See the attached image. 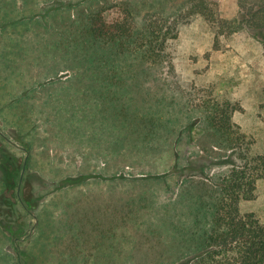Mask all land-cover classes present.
Returning a JSON list of instances; mask_svg holds the SVG:
<instances>
[{"label": "rangeland", "instance_id": "rangeland-1", "mask_svg": "<svg viewBox=\"0 0 264 264\" xmlns=\"http://www.w3.org/2000/svg\"><path fill=\"white\" fill-rule=\"evenodd\" d=\"M180 1L0 0V145L23 164V146L33 142L30 169L55 182L76 177L80 182L58 190L70 191L58 200H77L79 208L66 203L55 210L53 227L64 222L67 231L110 241V249L125 238V264H180L194 251L201 210L210 226L203 195L241 160L210 125L203 101L238 103L233 119L252 141V153L264 155L263 30H242L214 49L213 28L197 16L181 25L169 61L158 64L136 48V36L125 40L123 53L120 41L83 36V19L101 6L129 4L138 36L148 11ZM219 2L223 17L237 15L238 0ZM4 189L0 181V196ZM240 207L264 221V178L255 198ZM98 218L103 222L95 227ZM25 219L30 229L36 219ZM0 234L15 250L10 231L0 225ZM41 243L26 250L46 258Z\"/></svg>", "mask_w": 264, "mask_h": 264}, {"label": "trees", "instance_id": "trees-1", "mask_svg": "<svg viewBox=\"0 0 264 264\" xmlns=\"http://www.w3.org/2000/svg\"><path fill=\"white\" fill-rule=\"evenodd\" d=\"M238 5L237 15L226 18L221 15L219 0H182L170 9L148 11L138 36L135 31L136 14L129 4L105 5L83 19L82 33L95 41H120L121 53L128 48L125 40L136 36V48L143 52L146 60L155 64L165 63L169 61L170 43L178 38L181 25L197 16L203 17L213 28L214 49H221L222 38L242 30L264 31V0H238ZM27 94L24 92L23 97ZM203 107L210 112V125L221 134L227 146L239 154L241 161L221 177L218 189L210 191L208 196L203 195V204L210 209V226L204 219L205 211L201 210L192 231L194 251L189 256L183 254L180 264H264V221L255 212H244L240 207L243 200L256 196L257 182L264 178V155L252 153V141L234 121V112L240 108L238 103L227 98H213L203 101ZM33 146V142L23 146L26 158L20 164L13 152L0 145V181L5 185L0 196V225L10 231L16 243L18 264H26L23 262L24 254L28 257L27 264L33 263V256L24 244L29 241L35 223L29 229L25 215L37 218L38 207L52 190L58 191L80 182L73 176H64L55 182L57 179H48L30 169ZM53 182V189L48 188ZM93 221L97 227L103 219ZM80 237H84L86 243L93 239L95 248L102 242L90 235Z\"/></svg>", "mask_w": 264, "mask_h": 264}, {"label": "crops", "instance_id": "crops-1", "mask_svg": "<svg viewBox=\"0 0 264 264\" xmlns=\"http://www.w3.org/2000/svg\"><path fill=\"white\" fill-rule=\"evenodd\" d=\"M73 80V79H72ZM78 91H72V96H75ZM67 192V193H66ZM68 190H62L55 192L53 194L45 197L46 199L42 201L39 206V211H36L37 218L35 221V226L31 229L30 239L24 244L25 249L33 242L41 243V246L45 247L47 250V257H40L38 251L32 252L33 263L35 264H125L128 255V247L125 240L119 239L118 244L114 247L110 246V242L102 241V248L98 250L96 254L95 241L92 239L89 243L84 237H80L79 234L74 233V231H67L65 224L58 223V228H54L52 225L55 210L60 209L61 212L65 210V204L71 203L72 206L79 208V201L75 200L74 203L71 201H62L58 199L68 197L65 194H69ZM61 195V196H60ZM78 198V197H77ZM58 200V201H56ZM77 202V203H76ZM76 203V204H75ZM48 207V209H47ZM41 216V219H40ZM43 223V226L40 223ZM49 228L46 234L40 235L38 237V232L40 228ZM44 231V229H42ZM60 231H65V234H59ZM38 237V239H37ZM107 244V245H105ZM110 244V245H109ZM93 246V248H91ZM101 246V245H99ZM105 246V247H104ZM104 249V251H103ZM116 249L115 255L118 260L114 259L115 255L113 250ZM103 251L102 255L101 252ZM100 255V256H99ZM97 256L98 259L97 260ZM0 264H17L15 259H17L16 251L9 248V242L7 243V238L0 234ZM113 257V258H112Z\"/></svg>", "mask_w": 264, "mask_h": 264}]
</instances>
